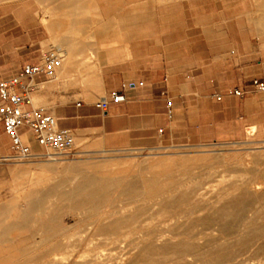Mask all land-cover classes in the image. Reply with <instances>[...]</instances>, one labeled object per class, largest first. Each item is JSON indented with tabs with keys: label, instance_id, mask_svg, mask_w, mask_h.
Masks as SVG:
<instances>
[{
	"label": "rangeland",
	"instance_id": "rangeland-1",
	"mask_svg": "<svg viewBox=\"0 0 264 264\" xmlns=\"http://www.w3.org/2000/svg\"><path fill=\"white\" fill-rule=\"evenodd\" d=\"M0 6L23 7L28 12L31 25L36 26L34 35L40 37L42 51L56 48L54 33L59 38L60 31L65 32L62 34L65 39L68 38L64 34L72 32L75 42L90 46L92 38L87 37V33L90 28L97 27L117 31L119 41L107 46L123 51L137 22L148 27L154 21H173L175 36H180L181 26L188 23L197 26L205 19L204 16L206 19L214 16L217 25L222 27L221 37L233 42V45L229 43L223 47L227 56L233 58L239 53L246 65L259 67L264 64V48L257 46L256 35L251 33L252 26L264 24V0H0ZM44 19L50 26L47 31ZM58 51L64 58L65 54ZM94 55L92 52L76 54L71 73L95 71L98 62L94 60ZM67 56L71 57V54ZM227 59L228 62H223L221 83L235 71L234 64ZM98 80L93 76V83L87 91L93 97L86 99L82 96L81 84L71 85L66 79L59 81L50 77L42 81L36 91L51 88L46 91L44 99H33V104L48 109L55 103L69 100L95 102L102 96L101 90H96ZM213 93L203 90L196 94L210 98ZM75 137V148L71 154L55 159L8 161L2 157L10 153V149L0 152V264H51L54 258L57 262L60 257H64L63 263L56 264H109L113 261L134 264L135 259V262L138 261L135 264H218L214 257L220 251L234 254V264H264V233L262 236L251 235L252 230L264 224L263 126H245L238 140L187 141L148 148L105 149L100 143L90 147L88 144L93 141L89 138L76 133ZM153 174L162 187L156 192L141 191L134 201L121 194L118 186H112L107 196L97 201L99 204H86L79 209L70 197L59 195L70 190L83 177L98 180L104 176L118 178L122 184L130 180L141 184ZM198 187L204 195L195 199L190 192ZM49 188L52 189L51 194L38 199L37 194ZM29 191L35 194L30 197L33 200L31 211L26 195ZM245 192L249 201L240 219L233 221L224 215L219 216L218 208H235L231 199ZM182 194L189 196L186 201L179 202L175 208L157 212L159 201L179 198ZM127 200L132 201L131 206L146 205L145 214L128 223V228H123L127 232L121 242H105L103 237L107 234L96 230L94 219L99 217L108 222L123 216L122 210L118 209ZM193 203L205 207L197 214L215 218L214 221L226 228L225 231L218 230L214 221L211 222L215 229L200 232V226L197 227L195 221L168 219L173 212ZM53 207L56 209L54 219L47 220ZM41 224L56 229L58 234L54 238L49 237L46 242L40 241ZM190 224L195 230L187 228ZM237 224L239 227H236ZM182 226L186 228L182 230ZM228 227H232L233 232ZM184 231H187L185 235ZM128 260L133 261L129 263Z\"/></svg>",
	"mask_w": 264,
	"mask_h": 264
},
{
	"label": "crops",
	"instance_id": "crops-1",
	"mask_svg": "<svg viewBox=\"0 0 264 264\" xmlns=\"http://www.w3.org/2000/svg\"><path fill=\"white\" fill-rule=\"evenodd\" d=\"M0 9L1 79L15 74L26 63L36 62L42 49L40 37L34 35L36 26L31 25L23 7L0 6ZM204 17L197 26L189 23L181 26L180 36H175L173 21H154L148 27L137 22L123 51L107 46L119 41L115 30L90 28L87 33L92 38L90 46L75 42L72 32L64 34L68 39L62 37L65 32L60 31L59 38L55 32V47L69 51L73 59L82 52L95 54L99 71L96 90H101L102 96L119 88L122 82L141 81L142 84L127 89L126 101L111 104L105 111L97 108L95 102L81 100L58 102L48 110L58 118L59 126L89 138L93 141L88 144L90 147L100 143L105 149L238 140L245 126L264 127V95L251 92L238 97L230 93L264 72V64L246 65L239 53L237 57L227 56L223 47L233 42L221 37L222 27L217 25L214 16ZM43 25L46 31L50 29L45 19ZM251 33L256 35L257 46L264 48V24L252 26ZM227 57L235 71L231 69L227 80L221 83ZM50 88L35 90L32 101L34 96L44 99ZM80 90L84 98L93 97L87 92L88 87ZM203 90L224 94L220 100L196 94ZM166 98L172 101L171 117L166 112ZM0 128V152H3L9 148V139L1 124ZM30 143L37 148L34 142Z\"/></svg>",
	"mask_w": 264,
	"mask_h": 264
},
{
	"label": "built area",
	"instance_id": "built-area-1",
	"mask_svg": "<svg viewBox=\"0 0 264 264\" xmlns=\"http://www.w3.org/2000/svg\"><path fill=\"white\" fill-rule=\"evenodd\" d=\"M62 62V55L56 48L40 53L36 62L22 65L15 74L0 79V124L9 139L10 153L3 160H50L67 156L75 148V133L72 129L58 125V118L47 108L34 105L32 94L38 85L52 77ZM142 82H122L119 88L111 90L107 96H100L95 106L105 111L111 104L126 101L125 91ZM258 92L264 95V72L251 78L246 85L233 88L230 93L243 97ZM165 94V92H163ZM223 94L213 93L220 100ZM166 112L172 116V101L166 98ZM34 142L37 148H33Z\"/></svg>",
	"mask_w": 264,
	"mask_h": 264
},
{
	"label": "bare ground",
	"instance_id": "bare-ground-1",
	"mask_svg": "<svg viewBox=\"0 0 264 264\" xmlns=\"http://www.w3.org/2000/svg\"><path fill=\"white\" fill-rule=\"evenodd\" d=\"M59 50V49H58ZM63 54H65V57L62 58V62L61 64L56 68L55 70V73L54 75L51 77L52 79L54 80H59V81H63V80H67L68 83L67 84H71V85H74V84H81V88H85V87H88L89 85H92L93 83V76H95L96 78H99V71H98V68L96 67V70L93 71L92 73L90 72H85V73H71V66L74 65L72 63H74V61H76L75 59L71 57H68L67 55L70 56V54H68L69 51L67 50H62L61 51ZM67 57V58H66ZM70 59V60H69ZM99 82V80H98ZM41 84L38 85V88H40ZM37 96H34L33 99L35 100ZM86 165V164H84ZM75 179V177H74ZM259 185V184H258ZM116 187L118 186L120 188V193L121 194H125L129 197L130 200H133L137 198V196H140L141 195V191H146V190H149V191H157L158 188L162 187L161 185L157 184V180H156V177L155 175L153 174L152 176H150L148 178V181H143L141 184H138L137 182L133 181V180H130L124 184H122L118 178H111V177H104L102 176L100 179L98 180H94L92 178H89V177H83L81 180H79L75 185L72 186V188L68 191H64V192H61L59 195L61 197H64V198H68L70 197L72 200H73V204L76 206V209H79L81 207H83L84 205L86 204H93V203H96L99 199L101 198H104L107 196V192L108 190L111 188V187ZM235 190V189H234ZM159 191V190H158ZM161 191V190H160ZM238 191V190H237ZM52 192V189L49 188V189H46L40 193L37 194L38 196V199H44L45 197L49 196ZM34 194V192H27V198H28V208L29 210L31 211L32 210V204H33V200L30 199V197ZM258 194V193H257ZM35 195V194H34ZM190 195L191 197L193 196L195 199H199L201 196L204 195V192L203 191H200L199 190V187L196 188V189H193L191 190L190 192ZM206 195V194H205ZM236 195V194H235ZM242 195V194H241ZM245 196V197H243ZM253 196V194H252ZM257 196V195H256ZM189 196H187V194H182L179 198H173L171 200H163V201H159L158 204H159V209L157 212L159 211H165L167 208H175V206L179 203V202H183V201H186L188 199ZM260 197V196H259ZM170 199V198H169ZM255 199V198H254ZM257 199H258V196H257ZM126 201L123 203V205H121L119 207L118 210H122V212L124 213L123 216L117 218V219H113V220H110L108 222H105V221H102V219H100L99 217L97 219H94V221L96 222V230L99 232V231H102L101 233L102 234H107V236L103 237V240L106 242H110V243H119L123 240V237L125 236V231L123 230V228H128V223L132 222V221H135L138 219L139 216L145 214L146 210H145V206H131L130 203L132 201ZM147 200V199H146ZM230 200V199H229ZM149 201V200H148ZM228 201V200H227ZM249 201V195L246 196V192L244 195L242 196H234L232 199H231V202H232V205H234L235 208L229 206L228 208L226 207H221V208H218V214L219 216L223 217V215L227 218L229 217L228 219H232L233 221L235 219H240L241 216H242V212H243V208L244 206L248 203ZM230 202V201H229ZM230 202V203H231ZM47 203V202H46ZM98 203V202H97ZM225 203V201H224ZM251 203H255V202H251ZM99 204V203H98ZM256 204V203H255ZM46 205V204H44ZM96 205V204H95ZM155 205V204H154ZM47 206V205H46ZM222 206V204H221ZM254 206V205H253ZM252 206V207H253ZM148 207V205H147ZM216 207V206H215ZM218 207V206H217ZM220 207V206H219ZM205 207L203 205H199L198 203H193L191 206L185 208V209H182V210H178L176 212H173L172 214H170L168 216V219H171V218H174L175 221H177L178 219L180 218H186V219H190V221H195L194 223H196L195 225H197V227H199L200 229H198V231L200 232H203L204 230L206 231V229H215L213 228V224L212 222L215 220V218L212 219L211 218H208L205 214H197L198 212H200L201 210H203ZM246 208V207H245ZM150 209V208H149ZM255 209H256V206H255ZM96 210V209H95ZM99 210V209H98ZM43 211V209H42ZM55 211L56 209L53 207L51 209V214L47 216V220H53L54 219V216H55ZM114 211V210H112ZM115 212V211H114ZM217 212V211H216ZM257 212V211H256ZM156 213V212H155ZM194 214L197 215L194 217ZM217 214V213H216ZM150 216V215H149ZM147 216V219L148 217ZM260 216V215H259ZM103 217V216H102ZM210 217V216H209ZM95 218V217H93ZM92 218V219H93ZM217 218V217H216ZM245 218V217H244ZM84 219V217H83ZM145 219V220H147ZM219 219V218H217ZM216 219V220H217ZM141 220V219H140ZM220 220V219H219ZM183 221V220H182ZM188 220H186L187 222ZM212 221V222H211ZM262 221V220H261ZM186 222L184 225H186ZM216 222V221H214ZM239 222V221H238ZM237 222V223H238ZM242 221H240L241 223ZM248 222V221H247ZM180 225L182 224L180 221H179ZM192 223V222H191ZM217 225H218V230L221 231V229L223 230L224 228H222V225L219 224V222L217 221L216 222ZM227 223V222H226ZM92 224V223H91ZM189 224V223H187ZM193 224V223H192ZM251 224V223H250ZM256 224V223H255ZM130 225V224H129ZM176 224H174V227ZM179 225V224H178ZM183 225V224H182ZM212 227H211V226ZM232 225V224H231ZM239 224L236 225V227L238 226ZM252 226V225H251ZM183 227V226H182ZM236 227H234L236 229ZM239 227V226H238ZM181 228V227H180ZM179 228V229H180ZM186 228V226H184L182 228V230ZM188 229H194L193 226L190 224L189 226H187ZM229 228V227H228ZM227 228V229H228ZM40 229L42 231V235H41V238H40V241H45L50 237V238H54L57 234H58V231L54 228H49L48 226H44L43 224L40 225ZM172 229V228H171ZM174 229V228H173ZM172 229V230H173ZM226 229V228H225ZM224 229V231H225ZM234 229V230H235ZM168 230V229H167ZM195 230V229H194ZM245 230V229H243ZM40 231V230H39ZM188 231V230H187ZM187 231H184V235H185V232ZM197 231V232H198ZM229 231H232V227L229 228ZM236 231V230H235ZM251 231V230H250ZM170 232V231H169ZM180 232V231H179ZM197 232H194L193 234L194 235H197ZM233 232V231H232ZM166 233V232H165ZM173 233V232H172ZM171 233V234H172ZM196 233V234H195ZM262 233H264V224H261L259 227L255 228L254 230H252L251 232V235L252 234H261V236L263 235ZM147 234V233H146ZM170 234V235H171ZM192 234V233H191ZM192 234V236H194ZM223 234V233H222ZM225 234V233H224ZM110 235V236H108ZM164 234H162L163 236ZM190 235V234H189ZM226 235V234H225ZM168 236V235H167ZM191 236V235H190ZM250 237V236H248ZM148 238V237H147ZM251 238V237H250ZM150 239V238H149ZM199 239V238H198ZM253 239V238H252ZM102 240V239H101ZM102 240V241H103ZM147 240V239H146ZM233 242V241H232ZM147 243V241H146ZM194 244L196 243L195 241L193 242ZM53 247L52 249H54L55 247V242L52 243ZM138 245V244H137ZM226 245V244H225ZM136 246V245H135ZM183 246V245H182ZM221 246V245H220ZM143 247V246H142ZM166 247V246H165ZM191 247V246H190ZM144 248V247H143ZM181 248V247H180ZM193 248V247H192ZM243 248V247H242ZM163 249V248H161ZM182 249V248H181ZM202 249V248H201ZM195 250V249H194ZM200 250V249H199ZM218 250V249H216ZM239 250V249H238ZM146 251V249H145ZM161 251V250H160ZM186 251V249H185ZM193 250H187V252H190ZM219 251V250H218ZM243 251V249H242ZM138 252V251H136ZM144 252V251H143ZM172 252V251H171ZM195 252V251H193ZM192 252V253H193ZM240 252V251H239ZM233 253V252H231ZM237 253V252H236ZM95 254V253H94ZM98 254V253H97ZM96 254V255H97ZM139 254V253H138ZM159 254V252H158ZM165 254V253H163ZM196 255H199V254H196ZM137 256V255H136ZM92 257H95V256H92ZM127 257V256H125ZM132 257V256H131ZM135 257V256H134ZM133 257V258H134ZM154 257V256H153ZM182 257V256H181ZM194 257V256H193ZM214 257V256H213ZM63 258L64 257H60L57 259V262L55 261V258L54 260H52L51 264H56V263H63ZM138 258V257H137ZM163 258V257H162ZM215 261L218 263V264H234L233 263V260H234V254H230V253H226L224 251H220L218 252L216 255H215ZM121 259H124V257H121ZM130 259V258H129ZM135 259V258H134ZM139 259V258H138ZM149 259V258H147ZM156 259V257H155ZM213 259V258H211ZM136 260V259H135ZM134 260V264L137 263L135 262ZM141 259H139L140 261ZM164 260V259H163ZM161 260V261H163ZM92 261V260H91ZM133 261V260H132ZM132 261H129L128 262H132ZM145 261V260H143ZM147 261V260H146ZM145 261V262H146ZM151 261V260H150ZM160 261V262H161ZM188 261V260H187ZM195 261V260H194ZM141 262V261H140ZM192 262V261H190ZM142 263V262H141ZM178 263V262H177ZM200 263V262H199ZM207 263V262H206ZM210 263V262H209ZM214 263V262H213ZM92 264V263H91ZM109 264H119V261H113ZM194 264V263H192ZM202 264V263H200ZM205 264V263H204Z\"/></svg>",
	"mask_w": 264,
	"mask_h": 264
}]
</instances>
